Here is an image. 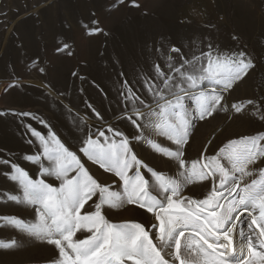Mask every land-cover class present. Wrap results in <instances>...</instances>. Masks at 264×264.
I'll return each instance as SVG.
<instances>
[{"label": "rangeland", "instance_id": "obj_1", "mask_svg": "<svg viewBox=\"0 0 264 264\" xmlns=\"http://www.w3.org/2000/svg\"><path fill=\"white\" fill-rule=\"evenodd\" d=\"M0 264H264V0H0Z\"/></svg>", "mask_w": 264, "mask_h": 264}, {"label": "bare ground", "instance_id": "obj_2", "mask_svg": "<svg viewBox=\"0 0 264 264\" xmlns=\"http://www.w3.org/2000/svg\"><path fill=\"white\" fill-rule=\"evenodd\" d=\"M238 219V218H237ZM233 231H232V227L231 228H229V230L226 232V234L225 235H223V237L225 238V237H227L228 239H229V242H228V244H229V246H234V244H236L238 247H239V249L241 250V252H244V249H243V243L242 242H240L239 241V239H237L236 238V236L232 233Z\"/></svg>", "mask_w": 264, "mask_h": 264}, {"label": "snow or ice", "instance_id": "obj_3", "mask_svg": "<svg viewBox=\"0 0 264 264\" xmlns=\"http://www.w3.org/2000/svg\"><path fill=\"white\" fill-rule=\"evenodd\" d=\"M101 156H103V153L101 152V154H100Z\"/></svg>", "mask_w": 264, "mask_h": 264}]
</instances>
